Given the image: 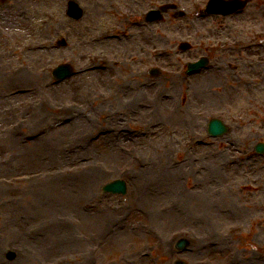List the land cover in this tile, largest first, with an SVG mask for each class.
Returning a JSON list of instances; mask_svg holds the SVG:
<instances>
[{
  "label": "rangeland",
  "instance_id": "obj_1",
  "mask_svg": "<svg viewBox=\"0 0 264 264\" xmlns=\"http://www.w3.org/2000/svg\"><path fill=\"white\" fill-rule=\"evenodd\" d=\"M205 1L147 24L163 0H83L79 21L64 0H0V264H264V0L226 18ZM62 63L76 73L54 83ZM212 118L228 133L209 137ZM115 179L126 195L102 192Z\"/></svg>",
  "mask_w": 264,
  "mask_h": 264
},
{
  "label": "water",
  "instance_id": "obj_2",
  "mask_svg": "<svg viewBox=\"0 0 264 264\" xmlns=\"http://www.w3.org/2000/svg\"><path fill=\"white\" fill-rule=\"evenodd\" d=\"M210 7L214 10L222 11V13H228V12L236 9L238 6L235 4H231V3L230 4H223L220 2L219 3L213 2L210 4ZM166 9H167V7H161L159 11L153 12V14L151 15L153 18L150 20L152 21V20L160 19V12L165 11ZM67 15L74 20H78L82 16V11L77 7V5L69 4L68 10H67ZM59 45L61 46L62 42L59 43ZM181 48L186 49V48H188V46L182 45ZM198 66H199V63L194 65V67H198ZM52 74L56 80H60L64 77L71 75L72 71H71V68L69 66L65 65V66H60L57 69H55ZM156 74L157 73H154V75H156ZM208 132L213 136H220L222 134H225L227 132V129L223 126V124L221 122H219L217 120H213L209 124ZM103 191L111 193V194H125L126 188H125L124 182L117 180V181H114V182L104 186ZM186 244L187 243L185 241H180L176 247H177V249L181 250V249L185 248ZM10 257H12V256H10Z\"/></svg>",
  "mask_w": 264,
  "mask_h": 264
},
{
  "label": "bare ground",
  "instance_id": "obj_3",
  "mask_svg": "<svg viewBox=\"0 0 264 264\" xmlns=\"http://www.w3.org/2000/svg\"><path fill=\"white\" fill-rule=\"evenodd\" d=\"M130 15H132V14H130ZM129 30H130V28H128L127 32H125V34L123 35V38L126 39L125 42L123 40H119L118 36H115L112 33H107V34L102 33V34H99V36L96 38V40H95L96 43L94 45L95 46H105V47L112 46V48L108 52H111L114 47H119L118 46L119 42L123 43L122 46L123 45L126 46L128 44V42H129L130 37H132V38L134 37L133 34L129 33ZM91 42H92V40H91ZM101 44H103V45H101ZM139 46H140V43H138L136 45L137 48H141ZM90 47H91V45H90ZM97 51L98 52H96V53H98V54L101 53L99 50H97ZM104 56H106V54H104ZM94 58H100V56L94 55ZM93 60H92V62L90 64H88V71H89V73L92 72V73H96L97 74V71H95L96 68H95V64L93 63ZM248 83L251 86V85H254L255 82L254 81H249ZM22 90H24V91L22 92V91L19 90L18 93H16V91H15V92H13V94L14 95L15 94H17V95L23 94L25 92V90H27V89H22ZM143 110L146 111L145 109H143ZM167 177L169 179V182L167 184L168 187H169V186L172 185V179H175V177L173 176V172H171V171H169L167 173ZM66 241H68V240H61V242H65V243H66ZM57 243H58V241H57Z\"/></svg>",
  "mask_w": 264,
  "mask_h": 264
},
{
  "label": "flooded vegetation",
  "instance_id": "obj_4",
  "mask_svg": "<svg viewBox=\"0 0 264 264\" xmlns=\"http://www.w3.org/2000/svg\"><path fill=\"white\" fill-rule=\"evenodd\" d=\"M65 2H68L69 0H64ZM77 3L83 1V0H73ZM95 3H118L121 2L123 0H93ZM144 1V0H141ZM165 3H174V0H163ZM249 4L256 2V0H247Z\"/></svg>",
  "mask_w": 264,
  "mask_h": 264
}]
</instances>
